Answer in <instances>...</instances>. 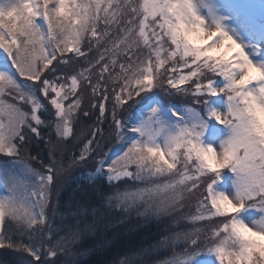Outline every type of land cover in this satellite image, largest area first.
Here are the masks:
<instances>
[{
  "label": "snow or ice",
  "instance_id": "obj_1",
  "mask_svg": "<svg viewBox=\"0 0 264 264\" xmlns=\"http://www.w3.org/2000/svg\"><path fill=\"white\" fill-rule=\"evenodd\" d=\"M203 7V0H0V155L12 158L0 164V248L34 258L26 264H54L42 257L79 238L77 229L53 243L48 209L56 214L65 142L87 135L67 168L91 160L110 183L148 185L117 191L109 204L127 211L143 202L138 214L159 218L195 201V213L176 221L193 227L160 242L173 255L157 264H191L203 251L217 264H264V62L218 21L213 29ZM154 88L196 107L149 96ZM106 101L109 137L120 145L114 156L101 148ZM90 109L95 123L78 136ZM213 119L228 133L218 143L205 139ZM41 140L47 162L27 157L26 146ZM224 170L233 174L231 195L214 189Z\"/></svg>",
  "mask_w": 264,
  "mask_h": 264
},
{
  "label": "trees",
  "instance_id": "obj_2",
  "mask_svg": "<svg viewBox=\"0 0 264 264\" xmlns=\"http://www.w3.org/2000/svg\"><path fill=\"white\" fill-rule=\"evenodd\" d=\"M37 22H40L39 20ZM55 63V62H54ZM99 66H97V69ZM107 75V74H105ZM23 79V78H20ZM91 90L82 104L87 108L89 105V97ZM99 95V93H97ZM149 96H154L163 102L171 101L178 107L185 104L196 107L191 104L190 99L181 96L168 97L160 89L154 88ZM6 99L11 101V97ZM43 100L44 98L41 97ZM46 103V101H44ZM67 103V102H65ZM109 111L106 112V119L98 126L103 129L105 139L101 141V148L104 152H108L109 148L113 150V156L119 151L120 145L115 137H109L111 120V101H106ZM136 105L133 112H137L142 104ZM50 107V106H49ZM127 106L124 110L118 109V117L121 111L127 115ZM92 119L82 117V123L75 126V132L79 136L82 131L88 132L84 125H93L98 112L96 109H90ZM45 133L48 129L43 130ZM90 136L81 137L79 143H74L69 137L65 142L68 152L64 155V164L66 171L60 177L57 183L59 189L58 204L56 214L52 215L51 207L48 209V216L52 227V242L62 236H68L70 232L79 229V238L69 246L67 251H58L56 257H42L54 261V264H157L158 261L167 259L173 255L171 248L161 247L160 242L166 237L180 230H190L193 225L180 219L183 216L195 213V201L186 202V206L178 213L171 216L164 215L159 218L156 216L139 215L144 211V203L139 202L133 205L127 211L123 206L117 207L116 201L111 204L108 202L110 196H114L117 191H135L139 188L148 187L141 181H134L129 178H122L119 181L109 182L103 175L92 177L97 165L94 161L87 164L67 168V164L73 155L78 156L80 147ZM53 139L55 136L53 135ZM27 157L35 156L37 153L47 162L48 148L45 141H33L27 145ZM122 154V153H121ZM98 158V157H97ZM12 158L0 155V161L10 162ZM28 162L32 167L40 169L41 165L38 161L29 159ZM106 168V166H105ZM42 170V169H41ZM131 170H135L134 166ZM230 171L224 170V174ZM207 222H200L197 227L205 226ZM91 226V227H89ZM47 231V229H45ZM27 243V237H24ZM185 245L179 244L175 251L180 253ZM191 247V246H189ZM201 251L200 249H194ZM16 250L8 248H0V264H26V262L17 255ZM26 261L34 258L27 253L21 252ZM208 253L201 252L195 257L191 264L200 262L201 258ZM227 261H225V264Z\"/></svg>",
  "mask_w": 264,
  "mask_h": 264
},
{
  "label": "rangeland",
  "instance_id": "obj_3",
  "mask_svg": "<svg viewBox=\"0 0 264 264\" xmlns=\"http://www.w3.org/2000/svg\"><path fill=\"white\" fill-rule=\"evenodd\" d=\"M203 2L206 7L201 8V14L212 24L213 29L214 21H218L222 28L244 47L254 62H264V0H203ZM216 106L222 108V105ZM227 134V130L214 119L208 121L206 142L218 143L225 139ZM4 163L7 162L0 161V164ZM97 175L106 177V174L96 172L91 174L92 177ZM232 177L231 172L223 173L221 179L214 185L215 191L231 195L234 192ZM242 215L247 217V213ZM17 255L27 262L20 251ZM199 261L196 264H217L215 257L209 254H205Z\"/></svg>",
  "mask_w": 264,
  "mask_h": 264
}]
</instances>
